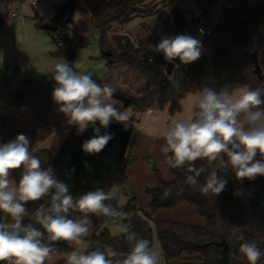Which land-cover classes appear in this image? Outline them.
Here are the masks:
<instances>
[{
    "label": "trees",
    "instance_id": "16d2710c",
    "mask_svg": "<svg viewBox=\"0 0 264 264\" xmlns=\"http://www.w3.org/2000/svg\"><path fill=\"white\" fill-rule=\"evenodd\" d=\"M91 17L98 31V43L101 56L107 59L109 68L114 64L123 63L140 72L150 86L145 96L131 97L116 90L114 96L123 100L125 105L141 109L151 104L156 98L160 107L170 102V112L174 114L181 109L180 98L186 91H197L204 86L217 90L224 86L237 89L242 86L264 89V2L262 0H195L200 14L189 22L179 6V0H85ZM13 0H0V29L4 26L10 14V4ZM161 3L171 16L165 21L167 36L188 34L202 42L200 59L189 64L180 65L177 71L178 85L169 82L165 72L171 74L174 63H168L163 54H155L153 61H149V45L157 43L158 35L151 23H144L142 37L132 39L129 34H119L114 24L123 25L135 17L148 16L156 13ZM64 7L66 13L61 11ZM77 8V0L57 5L56 14L47 23L57 28L50 33H56L55 43L62 41L54 55L67 57L69 65L77 55L75 47L71 46L74 39L71 36V24L74 22L72 14ZM40 26V23L37 24ZM202 25L208 32L197 33L194 26ZM81 40V39H80ZM81 44V43H79ZM110 53V54H108ZM257 56L262 73L255 70L254 59ZM75 68V67H74ZM93 78L104 86L102 79L92 70ZM8 83L4 71L0 70V88ZM56 83L51 77L48 82L23 79L7 104H0V144L15 139L19 134L28 135L29 130L13 129L14 122L25 115L31 104L41 97H53L52 92ZM99 128L100 133H112L114 137L99 154H86L82 150L84 141L91 139ZM131 129L124 128L117 122L116 128H103L99 122L89 127L83 133H76L71 129L58 150L53 153L47 148H38L34 154L46 160L45 167L51 166L58 179L70 186V193L81 195L95 188L111 191L115 185L123 186L127 180V166L133 160L129 154ZM257 160L261 159L259 153ZM197 168L204 167L205 172L198 178L203 183L209 174L210 165L206 160L194 162ZM87 165V166H86ZM74 169V171H71ZM173 176L167 180L162 172L154 167L156 184L148 186L150 194L149 206L152 211L159 208L176 207L182 203L193 204L196 211L205 219L203 225L190 224L181 220L155 219L159 240L167 261L183 254H200L198 262L187 261L186 264H234V259L247 262L239 252L240 241L235 239L237 234L243 233L248 240H255L264 251V204L259 200V180H239L232 170L221 169L219 174L227 180L225 189L218 195L209 193L203 195L199 186L193 187L185 183L189 173L187 167L183 170L169 166ZM22 169L14 170L15 180L18 182ZM183 188L181 194L178 189ZM165 189L171 190L168 198H162ZM115 197V196H114ZM112 203L118 209L133 213L131 224L133 230L153 243V227L150 216L142 214L134 197L122 206H118L117 199ZM48 199L29 202L27 208L34 214L41 205H47ZM74 213V217L80 216ZM91 215V214H90ZM96 216V215H94ZM106 218L104 216H98ZM30 222L27 218L25 223ZM39 227V225H37ZM222 239L228 243V248L218 244ZM90 249L96 242L112 246L117 251H128L129 245L122 235H114L108 227L89 237ZM58 251L70 249L67 242H53ZM46 264V263H45ZM55 264H67L65 259ZM264 264V257L258 261Z\"/></svg>",
    "mask_w": 264,
    "mask_h": 264
},
{
    "label": "clouds",
    "instance_id": "9594fccd",
    "mask_svg": "<svg viewBox=\"0 0 264 264\" xmlns=\"http://www.w3.org/2000/svg\"><path fill=\"white\" fill-rule=\"evenodd\" d=\"M148 47L162 53L168 63L179 60L171 74L165 72L169 82L178 85L176 70L200 59L203 45L191 35L178 34L164 36L158 45ZM45 72L56 83L52 96L59 111L69 125L78 126L79 133L97 122L103 128L113 120L127 124V111L115 106L116 89L101 86L93 72L78 71L65 61L49 65ZM189 112L171 121L161 146L167 165L178 170L187 167L192 173L186 176V184L199 186L205 196H216L227 184L219 174L221 169L230 168L239 180L264 176V89L204 86L190 99ZM94 130L96 135L82 144L86 154H99L114 137L112 133L101 134L99 128ZM30 144L24 134L0 144V264H45L58 251L53 246L57 241L72 248L66 254L67 264H164L162 250L133 230V213L108 203L115 199L112 192L95 188L74 196L69 184L58 179L50 165L44 166L46 160L35 155ZM258 153L259 160L255 159ZM197 160H206L211 166L203 183L198 178L206 169L197 168ZM16 169H22L18 182L11 178ZM182 192L180 188L177 194ZM171 194L165 189L162 198ZM45 198L48 204L30 214L27 204ZM73 213L81 215L74 217ZM90 214L110 219L116 234L127 241L128 251H117L99 241L89 250ZM26 218L30 222L25 223ZM235 239L241 242L239 252L248 264H258L264 257L255 240H248L243 233Z\"/></svg>",
    "mask_w": 264,
    "mask_h": 264
},
{
    "label": "crops",
    "instance_id": "0c3cea01",
    "mask_svg": "<svg viewBox=\"0 0 264 264\" xmlns=\"http://www.w3.org/2000/svg\"><path fill=\"white\" fill-rule=\"evenodd\" d=\"M67 1L68 0H35V4L29 1L11 2L10 8L18 11V15L16 17L9 15L6 23L0 29V70L2 69L4 71L8 79V83L2 86L0 90L6 88V86H11V95L19 88L20 82L23 79L48 82L52 77L45 72L49 65L63 61L69 64L67 57H59L53 54L57 49L55 40L46 26L44 27L41 25L42 23L44 24L51 21L56 14L57 5ZM159 1L160 0H156V2ZM77 4V8L72 14L74 22L70 25L72 29L71 36L77 43L85 45L87 36L91 35L96 29L86 1L77 0ZM158 8L159 10L154 14L148 16L139 15L123 25L114 24L115 30L119 34L126 33L129 34L132 39H136L142 37L144 34L142 25L144 23H151L158 35L157 43L154 45L156 46L159 43L160 36H164V33L166 34L165 21L171 18L166 8L161 3L158 4ZM184 9L185 10H182L189 22L195 20L200 14V9L198 8L199 13L196 12L190 19L188 12L190 8ZM161 16L164 20V31L163 33L159 31V34L157 24ZM38 23H40V26L37 25ZM89 45L88 43L87 46ZM148 54L155 55L159 53L149 49ZM101 58L106 64L105 72L103 75L101 74L102 76L100 77L104 85H110L116 90L124 92L134 98L145 96L148 93L150 86L147 84L146 78L140 72L123 63L114 64L109 68L107 66V59L102 56ZM73 66L77 69V66L74 64ZM87 70H92L97 74V72L90 67ZM195 92L194 90H189L181 96V109L174 114L170 112V102H166L163 107H160L158 98L151 104L137 110L134 109L133 106L125 105L123 100L113 96V98L118 101L115 106L121 111L126 110L128 113L129 119L126 122L127 124H120L126 129H131L129 154L134 157L127 166V182L123 186H113L110 191L117 199L118 206L126 204L129 199L134 197V201L140 209H144L146 213L149 212L147 208H144L146 205H143V201L146 202L145 204L150 202L151 197L147 192V187L154 186L157 181L153 172L150 170L151 164L156 165L158 169L163 172L167 180L173 178L170 174L168 175V173H170L169 165L165 162V156L161 152V146L164 143L162 137L172 120L191 114L189 112V102ZM59 107L60 106L53 100V97L47 98L43 96L31 104L30 110L25 115L19 117L21 130L30 131L27 137L31 141L30 148L34 149V151L38 148L48 147L55 153L71 129L79 133L77 130L78 126L69 125L65 115L59 111ZM143 156L147 157L148 162L142 159ZM124 186H126L129 195L127 192L125 193L120 189V187ZM193 207V204L182 203L173 208H159L152 214V217L154 219L167 220L182 219L181 221L185 220L184 222L187 221V223L192 222L197 223V225H202L203 221L198 217L195 211L196 209H193ZM97 217H93L94 219L90 218L92 221L91 234L100 232L104 227L109 228V226H106V221ZM104 219L106 220V218ZM109 230L111 231L110 228ZM114 235L117 234L114 233ZM89 237L86 239L90 244ZM153 240V245L162 250L163 258L166 260L157 230L155 231L154 228ZM66 254V252L54 253L51 257L52 264H55L62 258L65 259ZM180 257H185V260L195 262L202 259L200 254H183L179 256V258ZM175 259L176 258L170 261L166 260L165 262L166 264H178Z\"/></svg>",
    "mask_w": 264,
    "mask_h": 264
},
{
    "label": "rangeland",
    "instance_id": "374dc122",
    "mask_svg": "<svg viewBox=\"0 0 264 264\" xmlns=\"http://www.w3.org/2000/svg\"><path fill=\"white\" fill-rule=\"evenodd\" d=\"M264 2V1H263ZM78 5V4H77ZM179 6L185 10L184 8H190L189 9V16H190V19L192 18L193 15L196 14V12H198V7H197V4H196V1L195 0H179ZM191 11V13H190ZM193 13V14H192ZM199 13V12H198ZM10 15V14H9ZM157 30H158V33L160 34L159 31H164V20H163V17L161 16L158 20V24H157ZM160 36V35H159ZM164 36H166V34L164 33ZM163 35L160 36L159 38V42L161 41V39L164 37ZM98 37H99V34L98 32L95 30L92 32L91 35H88L87 38L85 39V45H79V47L77 48L78 52H77V55L76 57L73 59V64L75 66H77V69L79 71H86L89 67L91 69H94L98 76L101 77L104 72H105V69H106V64L105 62H103V59L101 58V54H100V48H99V43H98ZM78 39V38H77ZM90 44L89 46H87V44ZM56 45V43H55ZM158 45V44H157ZM159 54H162V53H159ZM102 74V75H101ZM10 90H11V86L10 87H7L6 88H3L2 90H0V104H7L9 101H10V98L12 96V94L10 95ZM130 92H132L131 90H129ZM133 93V92H132ZM9 94V95H8ZM13 129L16 130V131H19L21 130V127H20V118H18V120H16L14 122V125H13ZM47 149L51 150L50 148L47 147ZM52 151V150H51ZM54 152V151H52ZM140 154V153H139ZM139 159V158H138ZM143 160L147 161V157L146 156H143L142 157ZM226 159V158H225ZM148 162V161H147ZM154 167H157L156 165H153L151 164L150 166V170L151 172H153V175L155 176L156 178V174L154 172ZM158 168V167H157ZM226 170V169H225ZM161 171V170H160ZM162 172V171H161ZM169 172H170V169H169ZM163 174V172H162ZM171 175L172 177V174L171 172L168 173V175ZM164 176V175H163ZM165 177V176H164ZM11 178H14V170H12L11 172ZM255 179H258L259 180V190H260V194H259V200L262 204H264V176H257ZM244 181H248L249 179H243ZM120 189L122 191H124L125 193L128 191L126 186L124 187H120ZM128 193V192H127ZM129 195V193H128ZM146 202L143 201V205L146 207L144 208H147V210L149 211L148 213H146L144 211V209H140V212L142 214H145V215H149L150 216V221L152 223V226L154 228V230L156 231V225H155V219L152 217L153 213L155 211H152L150 206H149V203L145 204ZM170 208H173V207H170ZM161 209V208H160ZM193 209H195L193 207ZM158 210V209H157ZM156 210V211H157ZM196 211V210H195ZM198 217H200V219L203 221V224L205 223V219L196 211ZM73 216H74V213H73ZM93 217H97V216H94V215H90V218L91 219H94ZM99 219H102L103 221H106V226H109V228L111 229V232L114 234H116L115 232V228L111 222L110 219L106 218V220L104 218H100V217H97ZM174 220H182V219H174ZM185 221V220H183ZM187 222V221H186ZM191 224H196L197 223H192L190 222ZM202 224V225H203ZM99 231V229H98ZM154 241V240H153ZM70 246V245H69ZM72 248L70 246V249L69 250H66V251H56L54 253H68L69 251H71ZM64 259V258H62ZM66 259V258H65ZM189 259V258H188ZM177 261L178 264H186V261L185 260V257H177L175 259ZM67 261V260H66ZM166 260H164V264H166L165 262ZM180 263H179V262ZM46 264H52V258L47 260L45 262ZM234 264H248V262H242L238 259H234Z\"/></svg>",
    "mask_w": 264,
    "mask_h": 264
},
{
    "label": "built area",
    "instance_id": "2783aa9c",
    "mask_svg": "<svg viewBox=\"0 0 264 264\" xmlns=\"http://www.w3.org/2000/svg\"><path fill=\"white\" fill-rule=\"evenodd\" d=\"M13 1H29L30 3H32V4H35L36 2H35V0H13ZM18 15V11H16V10H12L11 8H10V16H12V17H16ZM194 29H195V31L197 32V33H206V32H208L202 25H198V26H194ZM52 36H53V38L54 37H56V33H52ZM57 45L58 46H61L62 45V41H59L58 43H57ZM79 43H77L76 41H72L71 42V46L72 47H75L76 48V50H77V48L79 47ZM153 57H154V55L152 54H150L149 55V57H148V59H149V61H153ZM151 58V59H150Z\"/></svg>",
    "mask_w": 264,
    "mask_h": 264
},
{
    "label": "water",
    "instance_id": "95a60500",
    "mask_svg": "<svg viewBox=\"0 0 264 264\" xmlns=\"http://www.w3.org/2000/svg\"><path fill=\"white\" fill-rule=\"evenodd\" d=\"M76 0H71V2H75ZM61 11L65 14L66 13V10H64V7L62 6L61 7ZM46 28L49 30V31H54L56 30V26L52 23H49L46 25ZM110 54V53H108ZM254 65H255V70L258 74H261L262 73V68L260 66V63H259V60L257 58V56L255 55V59H254ZM110 128H116L117 127V122L116 121H112L111 124L109 125ZM218 244L220 245H224L225 248H228V243L225 242L224 239H222L221 241L218 242Z\"/></svg>",
    "mask_w": 264,
    "mask_h": 264
}]
</instances>
